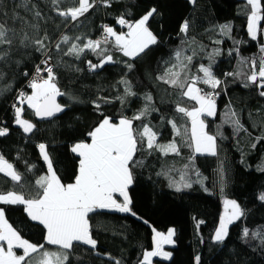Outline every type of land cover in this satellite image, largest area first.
<instances>
[{
	"label": "trees",
	"instance_id": "16d2710c",
	"mask_svg": "<svg viewBox=\"0 0 264 264\" xmlns=\"http://www.w3.org/2000/svg\"><path fill=\"white\" fill-rule=\"evenodd\" d=\"M37 2H40L45 16L52 17L41 21L40 34L47 30L51 38L46 41L48 44L54 45L62 34H66L73 38L80 36L81 40L73 42L82 46L100 35L104 26L126 33L127 26L119 25L117 18L134 22L153 7L157 14L150 18L147 26L159 43L151 46L146 54L131 59L124 57L115 48V41L108 38L97 53L103 49L119 62L108 63L95 71H89L88 61L99 63L103 53L98 55L86 49L80 59H76L74 55L63 54L70 45H63L60 52L50 47L48 51L52 58L49 63L54 66L56 86L64 93L58 96V103L64 110L43 120L34 117V110L26 102L21 104L15 96L22 90L31 93L28 87L31 74L45 57L31 49L27 56L23 51L15 54L13 60H21L20 66L13 64L11 68H3L6 78L0 81V128L8 129V134L0 137V155L12 163L24 179L22 186H14L9 178L0 174V193L15 191L28 199L36 195L35 181L48 172L38 149L40 144L46 146L61 182L73 183L78 174L79 157L71 148L77 143L89 142L88 133L105 116L111 117L113 122H118L122 116L132 118L144 106L145 94H151L152 104L158 111L135 120L134 127L149 124L157 133L158 143L167 144L175 140L180 145V155H161L158 151L149 154L146 146L137 152L135 159L141 164L132 169L134 183L129 187L131 212L98 210L90 213V234L97 241L96 248L77 244L71 251V264H116L117 261L119 264H140L143 254L152 249V230L165 232L169 228L175 229L171 257L168 260L155 258L154 264H197V256L200 257L199 264H264V244L260 238L243 237L244 229H248L250 234L264 232V201L259 198L264 193V171L260 170L264 168V140L257 141L264 135V97L259 96L255 85L244 86L245 77L252 70V62L258 63L264 56L261 51L264 19L258 26L256 40H253L247 30L246 0H196L195 5L189 0H110V6L99 3L90 9L79 18L78 26H73L76 23L73 22L65 27L61 23L62 18L49 6L42 0ZM16 3L18 0H4L0 11L11 17ZM69 6L71 0L63 5L65 8ZM15 10L22 16H28L22 8ZM261 14L264 17V0ZM2 19L4 17L0 16ZM185 20L190 25L186 34L180 32ZM7 23L9 26L13 24L10 18ZM225 24L231 26V31L222 34L219 26ZM15 26L18 28L19 24ZM180 49L186 56L195 52L190 74L202 76L203 73L198 72L199 66L211 63L214 76L222 82L215 90L219 93L215 97L216 114L210 118L203 116L205 130L215 137L216 155L194 154V148L176 136L167 123L174 120L181 133L188 129L190 138V120L175 112L176 103L180 100L178 89L155 80L164 70L163 61ZM210 53L213 54L211 59ZM242 59L244 63H241ZM126 63L134 67L129 70ZM24 71L29 73L27 77L23 75ZM121 79L127 80L136 94L126 97L124 103L117 99L124 96V85L119 83ZM8 84L12 85L11 90H4ZM197 87L213 91L202 83ZM104 98L111 102L105 103ZM93 102L100 104V108L97 109ZM13 105H21L22 116L35 125L32 132L24 133L15 123ZM195 105V101L187 98L181 104L188 109ZM230 111L237 113L247 131L236 132L231 123L225 122V114ZM189 157L194 158L190 167L185 169L184 166L190 163ZM163 172L167 175H158ZM182 173H185V180L191 182L190 188L182 187ZM172 181L181 184V191L170 187ZM226 197L236 200L243 215L229 224L224 242L217 243L212 237ZM0 207L4 208L8 223L23 239L33 244H45L46 230L28 217L24 205L0 203ZM55 247L46 245L49 250H55ZM16 252L22 254L20 249Z\"/></svg>",
	"mask_w": 264,
	"mask_h": 264
},
{
	"label": "snow or ice",
	"instance_id": "6c2138e0",
	"mask_svg": "<svg viewBox=\"0 0 264 264\" xmlns=\"http://www.w3.org/2000/svg\"><path fill=\"white\" fill-rule=\"evenodd\" d=\"M49 6L61 19V23L68 27L73 22V26H78L79 18L83 17L95 5L103 3L110 6V0H71V6L63 7L68 0H42ZM195 5L196 0H189ZM262 0H246L245 8L248 9L247 30L248 35L256 40L257 31L260 22L264 17L261 14ZM4 6V0H0V9ZM16 8H22L28 16H22L17 12ZM155 14V7L148 10L140 19L131 22L123 17L117 18V23L121 26H127V33H117L112 27L104 26L103 40H87L81 46L73 42L81 40L80 36L70 37L62 34L54 45L46 43L51 38L47 30H43L41 35V21L51 20L52 17L45 16L37 0H18L15 4L11 17L7 12L0 11V16L4 19L0 20V81L6 78L3 68H11L14 64L19 67L21 60H13V56L21 51L27 56L28 50L41 53L45 59H42L40 65L35 66L32 78L28 82L31 88V94L23 91L18 93L17 99L21 104L25 101L30 109L34 110V114L39 118L53 117L56 113L64 110L63 106L56 102V97L64 95L56 86L54 66L49 63L51 53L48 51L50 47L60 52L63 51V45H70L67 51H63L66 56H75L80 59L81 53L86 49L97 53L102 43H107L108 38H114L115 48L123 54L124 57L137 59L146 54L151 46L159 43L157 37L150 31L148 21ZM13 24L9 26L8 19ZM19 24L17 28L15 25ZM189 21L185 20L180 27L181 33H187L189 29ZM59 27V25H58ZM222 34L231 31L228 24L220 25ZM194 42V38H193ZM219 43V41H216ZM201 50H203L201 46ZM264 52V45L261 46ZM103 53L99 63L88 61L89 71H95L103 68L108 63H118L114 61L113 56L101 49ZM101 53H97L100 55ZM218 54V50L216 52ZM209 54V59L212 57ZM195 52L191 56L184 55V50L180 49L174 53L173 57L163 61L165 67L162 73L155 77V80L178 89L180 100L177 101L175 112L181 118L187 117L191 122V135L188 137V129H184L181 133L180 128L174 120H168L167 123L172 126L176 136H180L182 140L188 142V146L194 148V154H210L216 155L215 137L205 132V123L202 116H214L216 114L215 97L219 95L215 90L222 83L212 72L211 63L208 66L201 64L198 72L203 73L202 76L190 74L189 69L194 59ZM245 61L242 59L241 63ZM131 70L134 65L126 63ZM79 69H77L78 71ZM42 73H47L44 78ZM27 77L29 73L23 72ZM226 75H239V73H227ZM120 84L124 85V96L117 97L122 103L125 98L136 95L132 91L131 84L121 79ZM198 83L208 85L213 91L207 92L197 87ZM255 85L259 90V96L264 97V56L259 62H252V70L245 77V87ZM12 85L8 84L4 90H11ZM184 98L196 102L198 107H192L189 110L185 106H181ZM144 106L138 110L132 118L121 117L118 122H113L111 117L105 116L100 123L90 132L88 136L90 143L80 142L75 144L71 151L79 157L78 174L75 176L73 183L63 184L54 171L52 161L46 152V146L40 144L41 156L47 163L48 172L46 175L39 177L35 181L36 195L28 199L23 194L15 191H8L6 194L0 193V203L4 205H24V211L33 221H38L43 225L46 233L44 235L45 244H33L15 230L5 218L4 208L0 207V264H71V251L77 244L96 248L97 241L90 234L89 214L98 210H115L121 213H130L132 204L129 196V187L134 183L132 169L141 164L135 159L136 153L145 148L151 151H158L161 155L175 154L180 155V145L175 141H169L167 144H160L157 141V133L147 123H142L140 128L134 127L135 120H141L151 115L152 112L158 111L153 104L151 94H145L143 97ZM105 103H110L109 98H104ZM97 109L100 104L95 103ZM15 108V123L19 125L24 133L33 131L35 125L28 120L21 118L23 109ZM227 119L225 122L234 126V131H247L241 124L236 112L230 111L225 114ZM142 128V131L140 130ZM8 134L7 128H0V137ZM264 140V135L257 138V141ZM256 147L255 144L252 145ZM194 157H189V164L185 169L189 168ZM264 171V168L260 169ZM0 174L9 178L14 186H22L23 175L14 169L12 163H9L2 155H0ZM167 175V172L158 173V175ZM197 175H199L197 173ZM222 178V177H221ZM183 188H190L191 182L185 180V173L181 174ZM175 187L177 192L181 191V184L175 181L170 183V187ZM118 194L123 200L119 201L114 197ZM264 201V193L259 197ZM226 206H230L232 213L228 217H222L219 226L215 230L212 239L214 242L223 243L228 235V225L243 215L240 206L234 200H226ZM135 215V213H132ZM145 223H147L145 221ZM153 236V250L146 251L143 261L140 264H151V258L163 256L168 259L171 253L163 251L164 244H173V236L175 229L169 228L167 234L156 232ZM260 238L264 244V232L249 233L248 229L243 230V237ZM6 244V248L3 246ZM46 245L56 246L55 250H49ZM15 249H21L22 254L18 255ZM200 257H196L199 264ZM119 264V261L116 262Z\"/></svg>",
	"mask_w": 264,
	"mask_h": 264
},
{
	"label": "rangeland",
	"instance_id": "374dc122",
	"mask_svg": "<svg viewBox=\"0 0 264 264\" xmlns=\"http://www.w3.org/2000/svg\"><path fill=\"white\" fill-rule=\"evenodd\" d=\"M114 30H115V28H113ZM118 34L119 33H124V32H118L117 30H115ZM127 33V32H126ZM111 39H113L114 40V38H111ZM31 94V93H30ZM26 102V101H25ZM27 103V102H26ZM196 103V102H195ZM18 107H21V105L20 106H18ZM195 107H198V105H195ZM22 108V107H21ZM192 108H189V110H191ZM209 118L210 117H212V116H208ZM21 118L22 119H25L23 116H22V113H21ZM202 119L204 120V118H203V116H202ZM25 120H27V119H25ZM29 121V120H28ZM30 122V121H29ZM32 123V122H31ZM191 123V122H190ZM205 123V122H204ZM21 128V127H20ZM205 129H206V124H205ZM204 129V130H205ZM23 130V129H22ZM205 132H207L206 130H205ZM208 133V132H207ZM208 135H210L209 133H208ZM212 136V135H211ZM91 141H89V142H87V143H90ZM197 154H200V153H197ZM205 154H207V153H205ZM77 155V154H76ZM207 155H210V154H207ZM78 169H79V167H77ZM114 197L118 200V202L119 201H122L123 200V198L122 197H119V195L118 194H114ZM226 200H234V199H232V198H224L223 199V206H222V213H220L221 214V216H220V221H221V218L222 217H228V216H230L231 215V213H232V209H231V207L230 206H226L225 205V201ZM234 201H236V200H234ZM238 204V203H237ZM239 205V204H238ZM240 206V205H239ZM107 211H115V210H107ZM236 220H238V219H236ZM236 220H234L233 222H235ZM220 221H219V224H220ZM219 224H217L218 226H219ZM229 226V225H228ZM156 232H160V231H157V230H155ZM167 232H168V230L167 231H165V232H160V233H164V234H167ZM154 231L152 230V249L151 250H148V251H152L153 250V236H154ZM173 241H174V238H173ZM174 245H175V242L173 243V244H164L163 245V251H165V252H169V253H171L172 254V252H171V250H170V248L171 247H174ZM5 248L7 247L6 246V244L5 245H3ZM15 251H16V249H15ZM18 254V253H17ZM18 255H20V254H18ZM171 257V256H170ZM169 257V258H170ZM155 258H159V259H162V260H168V259H165L163 256H156V257H152L151 258V264H154V262H153V259H155ZM143 259H144V257H143ZM143 259H142V261H143Z\"/></svg>",
	"mask_w": 264,
	"mask_h": 264
},
{
	"label": "built area",
	"instance_id": "2783aa9c",
	"mask_svg": "<svg viewBox=\"0 0 264 264\" xmlns=\"http://www.w3.org/2000/svg\"><path fill=\"white\" fill-rule=\"evenodd\" d=\"M106 34L104 33V31H102V33L100 34V35H96L95 37H94V39L93 40H103L104 39V36H105ZM50 62V61H49ZM41 67H44L42 64L40 65ZM35 71V70H34ZM34 73V72H33ZM45 74H47V73H42V76L44 77L45 76ZM32 75V74H31ZM31 78H32V76H31ZM30 78V79H31ZM23 92H24V90H22ZM20 92V91H19ZM18 92V93H19ZM18 96V95H17ZM17 96H15L16 98H17ZM13 110H15V108H13Z\"/></svg>",
	"mask_w": 264,
	"mask_h": 264
},
{
	"label": "water",
	"instance_id": "95a60500",
	"mask_svg": "<svg viewBox=\"0 0 264 264\" xmlns=\"http://www.w3.org/2000/svg\"><path fill=\"white\" fill-rule=\"evenodd\" d=\"M56 102L58 103V96L56 97ZM58 104H59V103H58ZM57 114H58V113H56L55 115H57ZM34 115H35V114H34ZM55 115H54V116H55ZM54 116H53V117H54ZM34 117H36V116H34ZM36 118L39 119V120H43V119H49L50 117H49V118H43V119H42V118H39V117H36Z\"/></svg>",
	"mask_w": 264,
	"mask_h": 264
},
{
	"label": "crops",
	"instance_id": "0c3cea01",
	"mask_svg": "<svg viewBox=\"0 0 264 264\" xmlns=\"http://www.w3.org/2000/svg\"><path fill=\"white\" fill-rule=\"evenodd\" d=\"M38 149H39V148H38ZM39 151H40V149H39ZM40 154H41V153H40ZM41 159L44 160L42 156H41ZM45 163H46V162H45ZM46 165H47V163H46ZM1 204H2V203H1ZM37 222H38V221H37ZM38 223H39V222H38ZM45 233H46V232H45ZM20 250H21V249H20ZM21 251H22V250H21Z\"/></svg>",
	"mask_w": 264,
	"mask_h": 264
},
{
	"label": "bare ground",
	"instance_id": "6f19581e",
	"mask_svg": "<svg viewBox=\"0 0 264 264\" xmlns=\"http://www.w3.org/2000/svg\"><path fill=\"white\" fill-rule=\"evenodd\" d=\"M47 74H45V76H46ZM18 106V105H17Z\"/></svg>",
	"mask_w": 264,
	"mask_h": 264
}]
</instances>
